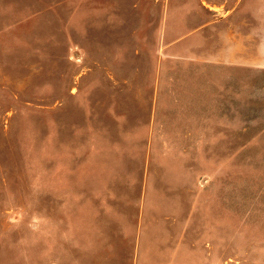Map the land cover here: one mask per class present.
<instances>
[{"label": "rangeland", "instance_id": "1", "mask_svg": "<svg viewBox=\"0 0 264 264\" xmlns=\"http://www.w3.org/2000/svg\"><path fill=\"white\" fill-rule=\"evenodd\" d=\"M0 264H264V0H0Z\"/></svg>", "mask_w": 264, "mask_h": 264}]
</instances>
